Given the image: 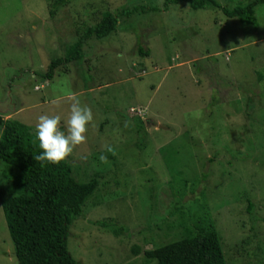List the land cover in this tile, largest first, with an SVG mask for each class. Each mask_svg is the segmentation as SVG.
I'll use <instances>...</instances> for the list:
<instances>
[{
  "label": "rangeland",
  "instance_id": "1",
  "mask_svg": "<svg viewBox=\"0 0 264 264\" xmlns=\"http://www.w3.org/2000/svg\"><path fill=\"white\" fill-rule=\"evenodd\" d=\"M56 1L0 0V117L36 136L41 115L66 130L71 97L92 109L65 160L99 183L70 227L73 261L154 264L145 252L211 226L226 264H264V5L254 28L184 0H64L50 16ZM132 9L45 78L104 13ZM18 188L0 161V264H18L1 206Z\"/></svg>",
  "mask_w": 264,
  "mask_h": 264
},
{
  "label": "trees",
  "instance_id": "2",
  "mask_svg": "<svg viewBox=\"0 0 264 264\" xmlns=\"http://www.w3.org/2000/svg\"><path fill=\"white\" fill-rule=\"evenodd\" d=\"M184 1L193 10H217L227 18L254 28H257L254 7L264 5V0H257L228 10L216 0ZM63 3L64 0L56 1L50 16H54ZM135 12L136 9L104 13L100 22L84 31L62 58L50 63L45 78L50 80L57 69L81 60L85 40L108 37L116 32L120 18ZM140 54L148 57V53ZM257 80L264 81V76L258 75ZM40 152L39 141L28 127L0 117V161L16 171L19 186L14 196L1 203L14 255L18 264H76L67 250L68 233L99 183L97 179L77 182L65 161L41 166V162L34 160ZM248 208L251 212L252 205ZM144 255L154 264H226L220 239L211 226H197L192 235Z\"/></svg>",
  "mask_w": 264,
  "mask_h": 264
},
{
  "label": "clouds",
  "instance_id": "3",
  "mask_svg": "<svg viewBox=\"0 0 264 264\" xmlns=\"http://www.w3.org/2000/svg\"><path fill=\"white\" fill-rule=\"evenodd\" d=\"M70 117L66 130H61L60 115H41L36 126V138L39 141L40 154L34 160L44 164L58 165L69 157L74 149L87 140L89 126L93 122L92 109L71 97ZM57 101L53 100L52 103ZM103 158V157H102Z\"/></svg>",
  "mask_w": 264,
  "mask_h": 264
}]
</instances>
